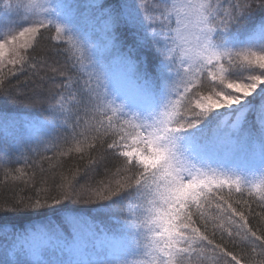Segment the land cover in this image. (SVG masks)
<instances>
[{"label": "snow or ice", "instance_id": "1", "mask_svg": "<svg viewBox=\"0 0 264 264\" xmlns=\"http://www.w3.org/2000/svg\"><path fill=\"white\" fill-rule=\"evenodd\" d=\"M0 98V264H264V0H0Z\"/></svg>", "mask_w": 264, "mask_h": 264}, {"label": "trees", "instance_id": "2", "mask_svg": "<svg viewBox=\"0 0 264 264\" xmlns=\"http://www.w3.org/2000/svg\"><path fill=\"white\" fill-rule=\"evenodd\" d=\"M0 111H8L14 114H19L29 119L37 115L36 113L32 112V110L22 105L14 104L2 98H0ZM48 155H51V153H48ZM45 167H47V165H45ZM12 195H13L12 191H9V190L4 189L3 187H0V197L10 198ZM14 218L17 223H22V224H26L30 221V219H33L32 217L23 215V214L17 215Z\"/></svg>", "mask_w": 264, "mask_h": 264}]
</instances>
